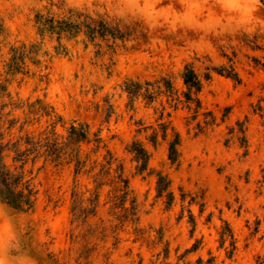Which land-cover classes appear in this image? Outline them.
<instances>
[{
  "label": "clouds",
  "instance_id": "9594fccd",
  "mask_svg": "<svg viewBox=\"0 0 264 264\" xmlns=\"http://www.w3.org/2000/svg\"><path fill=\"white\" fill-rule=\"evenodd\" d=\"M0 264H264V0H0Z\"/></svg>",
  "mask_w": 264,
  "mask_h": 264
}]
</instances>
